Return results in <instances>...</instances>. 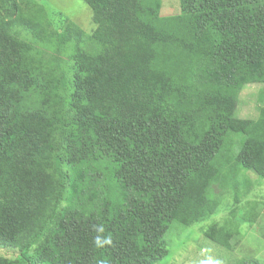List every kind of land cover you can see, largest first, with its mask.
<instances>
[{
  "label": "trees",
  "instance_id": "16d2710c",
  "mask_svg": "<svg viewBox=\"0 0 264 264\" xmlns=\"http://www.w3.org/2000/svg\"><path fill=\"white\" fill-rule=\"evenodd\" d=\"M81 1L90 35L0 0V245L20 253L0 264H157L173 223L225 194L241 210L248 173L264 179V92L238 117L264 84V0H179L174 17L160 0ZM228 228L203 233L231 248Z\"/></svg>",
  "mask_w": 264,
  "mask_h": 264
},
{
  "label": "rangeland",
  "instance_id": "374dc122",
  "mask_svg": "<svg viewBox=\"0 0 264 264\" xmlns=\"http://www.w3.org/2000/svg\"><path fill=\"white\" fill-rule=\"evenodd\" d=\"M41 6L48 28L59 33L66 21L73 23L85 34L90 35L96 28L92 22L90 8L81 0H24ZM180 14L179 0H160L159 15L174 17ZM26 38H28L26 36ZM264 92V84L247 86L241 92L239 118L255 119L259 107L258 95ZM251 181V191L242 200L241 210L231 213L233 201L231 194H225L218 212L204 221L182 227L173 223L167 234V252L164 259L157 264H264V179H257L248 173ZM258 202L256 211L259 217L251 224L243 223L242 214L249 216L253 205L246 207V202ZM64 204V203H63ZM62 204V206H63ZM229 223L227 233L235 234L231 248H224L205 236L208 228ZM238 228L235 227V224ZM232 237V236H231ZM33 247L29 252H32ZM16 248L0 245V258L15 260L19 256Z\"/></svg>",
  "mask_w": 264,
  "mask_h": 264
},
{
  "label": "clouds",
  "instance_id": "9594fccd",
  "mask_svg": "<svg viewBox=\"0 0 264 264\" xmlns=\"http://www.w3.org/2000/svg\"><path fill=\"white\" fill-rule=\"evenodd\" d=\"M98 235L94 238V244L97 247H103L104 245H111L113 243L111 235L102 236L100 233H103L104 229L102 226H97Z\"/></svg>",
  "mask_w": 264,
  "mask_h": 264
}]
</instances>
